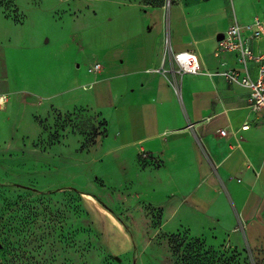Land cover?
Here are the masks:
<instances>
[{
    "label": "crops",
    "instance_id": "obj_1",
    "mask_svg": "<svg viewBox=\"0 0 264 264\" xmlns=\"http://www.w3.org/2000/svg\"><path fill=\"white\" fill-rule=\"evenodd\" d=\"M68 8L62 21L43 22L14 45L21 48L24 82L44 92L48 116L99 112L107 123L101 174L122 164L136 197L165 207L177 228L213 234L216 243L241 231L245 244L264 250V117L250 111L248 89L221 75L237 70L255 80L258 68L242 65L232 52L216 55L234 22L253 53L264 54V38H251L242 0L154 7L70 0ZM185 51L199 57L201 74L177 71L173 55ZM96 63L101 71L90 73ZM77 142L74 135L63 140ZM143 153L149 158L142 168ZM74 189L103 246L112 250L117 242L104 224L124 233L122 223L102 197L92 202L87 189Z\"/></svg>",
    "mask_w": 264,
    "mask_h": 264
},
{
    "label": "rangeland",
    "instance_id": "obj_2",
    "mask_svg": "<svg viewBox=\"0 0 264 264\" xmlns=\"http://www.w3.org/2000/svg\"><path fill=\"white\" fill-rule=\"evenodd\" d=\"M131 1L154 7L173 0ZM69 2L0 0V264H264V250L245 244L241 231L216 243L213 234L177 228L165 207L136 197L122 164L101 174L107 123L99 112L48 116L44 92L24 82L21 48L14 45L43 22L62 21ZM242 4L252 36L260 24L264 31V0ZM68 135L79 138L76 147L63 143ZM144 161L139 156L142 168ZM86 185L91 201L102 197L109 209L102 206L122 223L124 233L104 224L117 242L112 250L103 246L74 189L83 192Z\"/></svg>",
    "mask_w": 264,
    "mask_h": 264
},
{
    "label": "built area",
    "instance_id": "obj_3",
    "mask_svg": "<svg viewBox=\"0 0 264 264\" xmlns=\"http://www.w3.org/2000/svg\"><path fill=\"white\" fill-rule=\"evenodd\" d=\"M263 26L258 25V30L254 32L252 39H261L263 37ZM220 52L223 53H235L238 55L239 62L246 66L249 62H254L258 68L257 79L253 80L249 74L242 76L239 71L231 70L223 72L221 75L226 79L228 83L239 84L248 89L247 105L250 111L258 117H264V54L256 55L253 53L248 45L247 39L243 38L242 28L236 22L230 26L225 35L218 43V50L216 55ZM174 61L177 66V71L180 74H192L199 75L203 72L201 67V61L199 57L193 52L185 51L179 52L173 55ZM102 69L100 63H96L89 69L90 73H98ZM88 90L90 87H83ZM4 98L0 97V106L4 104ZM243 130H248V125L243 126ZM225 135L226 132L222 131ZM143 159H148L149 156L145 153L142 155Z\"/></svg>",
    "mask_w": 264,
    "mask_h": 264
}]
</instances>
